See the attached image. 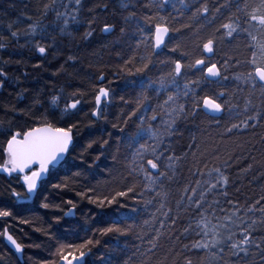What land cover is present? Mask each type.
<instances>
[{"label":"trees","instance_id":"16d2710c","mask_svg":"<svg viewBox=\"0 0 264 264\" xmlns=\"http://www.w3.org/2000/svg\"><path fill=\"white\" fill-rule=\"evenodd\" d=\"M151 2L82 0L77 16L79 31L72 29V36H66L59 31L62 20L57 19V13L73 14L77 7L75 0H0V44L4 45L0 48V69L7 73L6 78L0 76V79H5V86L0 88V129L4 130L0 131V163L5 158V131L26 130L33 126L34 121L38 122L49 112L51 97L61 94V89L64 90V99H69L77 91L85 93L75 115L67 121L77 124L74 130L76 148L70 151L65 161L50 170L43 188L34 196L24 198L22 177L0 174V208L12 212L11 217H0V233L7 229L25 246L24 262H21L6 245L4 235H0L3 264H46L51 260H56L58 264L55 253L61 244H80L88 239L99 240L100 243L86 257L87 264H185L186 258L192 259L193 264H208L204 251L191 248V244L200 239L196 235L199 229L195 226L200 210L189 205L187 196L192 193L189 191L186 196L184 189L189 185L195 187V182L200 180L201 188L197 190L199 197L205 188L203 181L216 182L215 173L208 175L211 169L221 168L229 177L228 196L220 195L223 189L219 186L208 192L204 208L213 200H219V205L208 209L210 218L213 210L221 218L231 212L229 200L247 206L264 196V118L259 122L248 121L247 128L241 125L231 133L225 131L233 123L240 124L246 120L247 115H254L244 112V102L250 93L253 104L262 106L259 85L253 90L234 79L236 74L250 71L247 63L250 59V40L243 33L234 38L218 40L211 55L201 47L209 36L223 35V29L220 32L216 29L228 23L233 14L241 17L243 22V12H238L237 6L243 9L246 3L256 4L258 0H169L161 14L168 16L174 26L181 30L170 33L166 46L155 51V54L151 48L143 45L136 49L140 34L135 31V25H131L124 35L120 33L119 26L112 33L101 30L104 22L118 23L129 11H136L140 16L152 15L153 10L145 7ZM122 3H128L129 8H122ZM205 3L209 13L194 18L196 8ZM216 8H220V11L216 12ZM93 18L97 21L93 35L81 39L83 32L89 30L87 21ZM32 23H38L45 31L38 30L34 36L26 35ZM13 32H18V35L12 36ZM52 37L56 38L55 47L40 55L35 46L51 45ZM177 46L178 50L173 52L172 49ZM133 55L137 59L134 66L130 65L129 72L125 70L124 63ZM146 55H151L152 64L146 72L136 73L135 69L141 66L139 57ZM200 58L217 63L227 79H211V83H208L203 79V66L187 69L177 83L181 90L186 83L189 84V97L182 98L180 102L190 108L193 92L197 96L209 91L227 92L235 93L232 103L238 104L239 108L231 114L225 112L218 116L200 111L195 117L189 116L177 122L176 134L166 138L164 145H170L165 156L174 154L180 159L174 164V172L161 166L160 171H168L172 179L161 177L158 183L163 184V190L168 195L166 198L156 196L160 187H155V190L148 187L139 170L129 174L133 153L139 145L154 144V141L144 136L134 143L129 138L137 132L141 116L144 117L145 128L151 124L159 129L167 120L163 112L166 107L164 101L168 94L176 90L169 83L171 62L179 59L187 65ZM225 60L228 64L226 71L222 67ZM100 75L106 77L102 83L99 81ZM161 79L168 84L166 91L160 89ZM191 81L198 83L193 85ZM97 87H110L112 90L110 102H104L101 106L100 118L92 115ZM142 91L149 97L146 105L149 110L146 113L143 109L136 111L135 100ZM121 97L124 99L121 100ZM223 99H228V96ZM60 107H63V102ZM152 109L160 113L156 120H151L154 114ZM134 111L136 114L132 115ZM217 119L219 123H216ZM59 126L66 125L60 123ZM105 140H108V145L104 144ZM89 143H92V147L85 150ZM151 158L148 155V159ZM249 165L250 170L245 171ZM197 170L204 175H199ZM151 174L155 177L158 172L151 170ZM56 185L59 187H54ZM131 185L136 186L134 197L130 194L104 208L87 198H110L115 191H125ZM89 189L92 191L89 192ZM13 190L20 192L21 197L13 196ZM161 203L164 204L163 208L160 207ZM44 204H48V207H43ZM73 206L75 216L67 217L66 213ZM261 206H264V201L257 208ZM249 215L257 219L261 214L257 211L255 215ZM122 219L124 224L132 225L130 231L101 234L104 228ZM189 224H192V228L185 233L184 229ZM184 245L189 247L185 248ZM224 258L226 264H232L227 248ZM255 259L259 264V256Z\"/></svg>","mask_w":264,"mask_h":264},{"label":"snow or ice","instance_id":"6c2138e0","mask_svg":"<svg viewBox=\"0 0 264 264\" xmlns=\"http://www.w3.org/2000/svg\"><path fill=\"white\" fill-rule=\"evenodd\" d=\"M169 0H152V2L145 7L152 9V15L140 16L136 11H129L127 15H123L121 20L116 22H104L102 31L104 33H112L119 26V31L122 35L127 34V31L131 25H135V31L140 34L136 43V49L138 50L141 45L146 48H151L153 54L155 50L160 49L162 46H166V38H169L170 33L180 32V28L174 26L168 16L162 15L166 4ZM76 9L73 14L57 13V19L62 20V27L59 31L66 36H72V29L79 31V21L77 16L82 6V0H75ZM48 7L47 5L45 6ZM107 8V5H104ZM122 8L128 9V3H122ZM186 7H190L186 5ZM220 7H225L221 5ZM92 11L91 9L89 10ZM209 7L207 4H203L197 7L193 13V17L204 16L209 13ZM216 12L220 11V8L215 9ZM237 11L243 12V22L241 17L233 14L229 18L228 23H223L220 28L216 29L220 32L224 30L222 36L217 37L215 35L209 36L205 43L202 44V49L205 53H214V46L219 41H223L225 38H234L241 33L246 34L250 43L248 45L250 49V59L247 63L250 66V71L245 73H238L234 76L237 81H242L245 85L251 89L256 90L259 85L261 107L253 104L252 94L245 99L244 112H252L254 115H247L246 120L241 121L240 124L233 123L231 127H227L225 131L231 133L233 129H239L241 125L247 128L249 126L248 121L259 122L264 118V0H258L256 4H245L243 9L237 6ZM174 21L175 18L173 17ZM96 19L93 18L87 21L89 30L83 32L81 39H88L93 35V31L96 26ZM183 27H190V25H183ZM44 32L43 28H40L38 23L29 24V32L25 33L36 35L37 31ZM18 32H13L12 36H17ZM56 38L52 37V44L48 46H41L37 44L36 51L40 54H45L49 51V48L55 47ZM4 45L0 44V48ZM179 46L172 49L173 52L177 51ZM185 56L188 53H184ZM74 59V57H69ZM137 59L135 55L125 61L124 68L127 71H131L130 65L134 66V61ZM141 66L135 69L136 73H144L148 70L152 64L151 55L139 57ZM172 71L168 73L169 83L175 87V91L168 94L167 99L164 101L163 108L164 115L167 116V120L163 121L162 127L159 129L153 128L151 124L148 127H144V117L141 116L140 126L133 137L129 139L134 143H138L140 139L147 136L150 140L154 141V144H140L136 151L133 153L131 161L132 169L129 173H135L139 170L142 173L148 183V187L155 190V187H160V191L156 192V196L167 197V192L163 190V184L158 183L161 177H165L169 180L172 179L168 175V171H160L163 165L169 171L174 172V164L180 157H176L174 154L165 156V152L170 149V145H164V140L176 134L177 122L181 119H186L189 116L195 117L198 112L204 111L205 114H218L229 113L231 114L235 109L239 108L238 104L232 103V97L235 93L227 92H215L209 91L204 95H199L195 92L192 94L191 107L187 104L181 103V99H187L189 97V84L184 85L183 90L180 89L177 80L181 77L182 72L191 69L193 67L203 66L202 71L205 73L203 79L205 82L211 83V78L227 79L223 76L221 67H218L217 63L206 61L203 58L195 59L194 63H188L187 65L177 59L171 62ZM239 64V61H236ZM39 67V65H36ZM226 71L228 68L227 61L225 60L222 65ZM63 70V69H61ZM0 76L7 77V73L0 69ZM106 77L104 75L99 76V81L102 83ZM191 84L195 85L198 81H191ZM5 86V79H0V88ZM151 87V84L148 85ZM160 89L167 90L168 84L163 79L160 81ZM239 90V89H238ZM63 89L60 90L61 94L53 95L49 101L50 109L38 122L34 121L33 126L28 127L26 130L13 131L8 129L4 132L7 136L5 146L3 147L4 160L0 163V171L6 172L9 176L13 173L20 174L22 177V186L25 188L23 194L24 198L34 196L39 189L43 188L44 178L50 173L51 169L56 168L61 162L65 161V158L69 155L70 151H74L76 148V142L74 138V130L77 129L76 123H68L67 121L75 115V110L78 109V105L81 104V99L85 96L82 91H77L71 94L69 99H64L62 96ZM95 110L92 115L96 118H100L101 103L110 102L112 90L110 87H97L95 89ZM228 96V99H223ZM124 98L121 97V100ZM149 101V97L146 92H141L135 100L136 111L144 110L146 113L149 109L146 107ZM63 102V107L60 105ZM160 107V106H158ZM136 111L132 115L136 114ZM153 115L151 120H156L160 113L156 109H152ZM49 116L52 118L49 119ZM215 119V117H214ZM60 123H64L66 126H59ZM127 124V121L124 122ZM219 123V120H216ZM255 126V125H253ZM118 127V125H113ZM0 131H4L0 129ZM108 140L104 141L105 145H108ZM92 143H89L87 148H91ZM163 149V150H161ZM119 151V148H117ZM148 155H151V159H148ZM99 159V157H97ZM226 163V162H225ZM205 167H207L205 165ZM251 165L248 169L250 170ZM151 170H157L158 175L153 177ZM198 174L203 176V172ZM212 173L216 174L215 183L210 180L203 181L205 188L197 197V190L201 188V181L195 182V187L189 185L184 189V193L190 191L191 196H187L189 205H194L199 211V218L195 220V226L199 231L196 235L200 237L199 240L194 241L191 244V248L195 250H202L207 254L208 264H226L224 253L227 248L230 253V260L232 264H256V257L259 256V264H264V206L257 208V205L264 201V196H261L259 200L255 201L247 206H242L239 202L233 203L228 201L232 205V211L226 213L222 218L215 215L213 210L211 218L208 214V209H212L213 205H219V200H213L204 208L206 203L205 197L208 192L217 189L219 186L223 189L220 195L227 197V187L229 185V177L219 167H214L208 173L209 176ZM54 187H59L56 185ZM92 190L89 189V192ZM239 191V189H237ZM13 196L20 198L21 193L13 190ZM136 195V186H128L125 191H115L114 194L104 196L103 198H93L88 196L92 203L97 204L100 208H104L105 205L116 204L120 198L129 197V195ZM82 195H86L83 193ZM71 203V202H69ZM147 203H150L148 201ZM43 207L47 208L48 204H44ZM74 207V206H73ZM161 208L164 204L161 203ZM170 212L171 209H168ZM221 211H224L221 209ZM261 215L257 219H253L249 214L255 215L256 212ZM243 212V214H241ZM167 215V213H165ZM12 212L10 210L0 208V217H11ZM247 217V219H245ZM175 224V221H173ZM123 225V227H122ZM163 227V224H161ZM132 228V225L124 224L123 219L119 222L112 223L111 226L104 228L101 231L102 235L108 233H127ZM192 228V224H189L188 228L184 229L185 233H188ZM6 239L14 246L17 252H23V245L18 243L16 239L5 229L3 233ZM159 238V233L157 234ZM100 243L99 240L93 241L92 239L86 240L84 243H67L61 244L56 250V257L58 264H87L86 257L92 254L93 247ZM153 247H156L153 244ZM188 248V245H184ZM0 264H3V258L0 257ZM46 264H57L56 260L47 261ZM110 264V262H109ZM185 264H193V260L190 258L185 259Z\"/></svg>","mask_w":264,"mask_h":264},{"label":"water","instance_id":"95a60500","mask_svg":"<svg viewBox=\"0 0 264 264\" xmlns=\"http://www.w3.org/2000/svg\"><path fill=\"white\" fill-rule=\"evenodd\" d=\"M167 39L168 38H166V41H167ZM164 46H162L160 49H157V50H155V51H159V50H161L162 48H163ZM40 54V53H39ZM46 54V53H45ZM40 55H44V54H40ZM209 55H211V54H209ZM211 79H216V78H211ZM107 103H109V102H107ZM102 104H103V102L101 103V106H102ZM79 106V105H78ZM220 113H218V114H212V115H215V116H218ZM62 163V162H61ZM0 174H7L6 172H3V171H0ZM13 174H17V173H13ZM8 175V174H7ZM17 175H20V174H17ZM47 177V176H46ZM45 177V178H46ZM44 178V179H45ZM75 208L74 207H72L67 213H66V216L67 217H73V216H75ZM9 232V231H8ZM10 233V232H9ZM11 234V233H10ZM13 237H14V235L13 234H11ZM4 238H5V242H6V244L16 253V255L18 256V258H19V260L21 261V262H24V253H25V248L23 247V252H17L16 250H15V248H14V246L6 239V237L4 236ZM15 238V237H14ZM16 239V238H15ZM16 241L18 242V240L16 239ZM19 243V242H18Z\"/></svg>","mask_w":264,"mask_h":264},{"label":"bare ground","instance_id":"6f19581e","mask_svg":"<svg viewBox=\"0 0 264 264\" xmlns=\"http://www.w3.org/2000/svg\"><path fill=\"white\" fill-rule=\"evenodd\" d=\"M104 103V102H103ZM107 103V102H106ZM108 104V103H107ZM96 118V117H95ZM8 231V230H7ZM10 232V231H9ZM11 233V232H10ZM12 234V233H11ZM15 237V236H14ZM16 238V237H15ZM4 241H5V238H4ZM19 242V241H18ZM6 243V242H5ZM21 244V243H20ZM7 245V244H6ZM21 245H23V244H21ZM8 246V245H7ZM9 247V246H8ZM23 247L25 248V246L23 245ZM10 248V247H9ZM11 249V248H10ZM12 250V249H11ZM13 251V250H12ZM14 252V251H13ZM15 253V252H14ZM15 255H16V253H15ZM24 255H25V253H24ZM17 256V255H16ZM17 258H18V256H17ZM19 259V258H18Z\"/></svg>","mask_w":264,"mask_h":264}]
</instances>
